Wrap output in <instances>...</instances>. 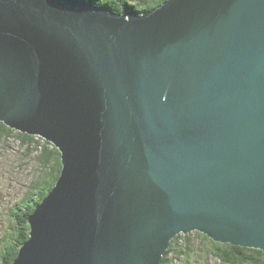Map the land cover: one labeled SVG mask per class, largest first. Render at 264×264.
Segmentation results:
<instances>
[{
	"label": "water",
	"instance_id": "obj_1",
	"mask_svg": "<svg viewBox=\"0 0 264 264\" xmlns=\"http://www.w3.org/2000/svg\"><path fill=\"white\" fill-rule=\"evenodd\" d=\"M0 122L61 160L12 264L264 251V0H0Z\"/></svg>",
	"mask_w": 264,
	"mask_h": 264
},
{
	"label": "trees",
	"instance_id": "obj_2",
	"mask_svg": "<svg viewBox=\"0 0 264 264\" xmlns=\"http://www.w3.org/2000/svg\"><path fill=\"white\" fill-rule=\"evenodd\" d=\"M88 1L97 6H108L116 12H124L128 6L137 13H142L162 0ZM12 134H16L14 138L23 147V155L33 159L35 174L27 182L18 205L9 210L12 222L8 239L0 251V264H12L18 246L28 237L27 217L53 187L61 169L60 152L51 142L39 136L16 131L0 122V140H7ZM22 205L26 209L22 215L13 219V213ZM210 261L220 264H264V251L216 242L203 233L192 231L188 234H177L170 240L162 264H210Z\"/></svg>",
	"mask_w": 264,
	"mask_h": 264
},
{
	"label": "rangeland",
	"instance_id": "obj_3",
	"mask_svg": "<svg viewBox=\"0 0 264 264\" xmlns=\"http://www.w3.org/2000/svg\"><path fill=\"white\" fill-rule=\"evenodd\" d=\"M163 1L165 0L160 3ZM14 135L16 134H12L7 140H0V251L8 239L12 222L9 210L18 205L27 182L35 174L33 159L23 155V147ZM17 249L19 250V246ZM210 264L220 263L210 261Z\"/></svg>",
	"mask_w": 264,
	"mask_h": 264
},
{
	"label": "flooded vegetation",
	"instance_id": "obj_4",
	"mask_svg": "<svg viewBox=\"0 0 264 264\" xmlns=\"http://www.w3.org/2000/svg\"><path fill=\"white\" fill-rule=\"evenodd\" d=\"M18 208V207H17ZM26 209V207H24L23 205L21 207L18 208V211L15 210V212L13 213L12 218H16L17 215H22L23 211Z\"/></svg>",
	"mask_w": 264,
	"mask_h": 264
},
{
	"label": "clouds",
	"instance_id": "obj_5",
	"mask_svg": "<svg viewBox=\"0 0 264 264\" xmlns=\"http://www.w3.org/2000/svg\"><path fill=\"white\" fill-rule=\"evenodd\" d=\"M130 9V8H129ZM35 208V207H34ZM29 224V222H27ZM29 236V235H28Z\"/></svg>",
	"mask_w": 264,
	"mask_h": 264
},
{
	"label": "bare ground",
	"instance_id": "obj_6",
	"mask_svg": "<svg viewBox=\"0 0 264 264\" xmlns=\"http://www.w3.org/2000/svg\"><path fill=\"white\" fill-rule=\"evenodd\" d=\"M134 9H135V8H134ZM20 245H21V244H20ZM20 245H19V246H20ZM18 251H19V250H18Z\"/></svg>",
	"mask_w": 264,
	"mask_h": 264
}]
</instances>
